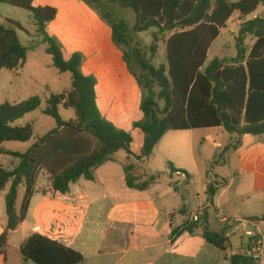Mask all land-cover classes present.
<instances>
[{
    "label": "trees",
    "instance_id": "trees-1",
    "mask_svg": "<svg viewBox=\"0 0 264 264\" xmlns=\"http://www.w3.org/2000/svg\"><path fill=\"white\" fill-rule=\"evenodd\" d=\"M86 1L93 6L91 0ZM106 1L134 12L136 22L131 30L134 33L156 30L153 44L148 48L151 58L158 54L159 42L165 43L166 62L155 67L144 48L133 46L125 19L114 22L109 14H101L112 28L113 41L143 91L140 106L143 119L133 124V128L144 135L139 156L131 151V133L118 128L101 114L96 100L97 79L82 71L84 55L74 53L66 60L63 45L48 33V25L56 18V9L35 7L32 0H0L1 4L24 9L33 15L37 33L42 36L54 67L60 74L71 77L70 91L51 94L45 99L44 114L56 121V128L40 137L24 153L10 150L6 144L27 143L34 138L33 124L16 123L40 108L43 99L33 96L21 103L0 104V156L13 160L11 169L0 165V195H4L8 218L0 236V256L6 254L10 234L19 230L20 250L26 261L34 264H79L83 261L80 252L37 233L28 223L30 203L39 192L37 186L42 172L50 178L53 193L66 195L72 183L82 178L94 181L95 171L113 161L120 151L127 152L129 159L144 163L170 131L223 127L228 134L237 137L236 140L232 138V144L225 151L238 150L241 137L245 135H264V18L256 16L249 20L264 6V0ZM236 13L245 20L235 39L236 57L216 58L205 67L212 44ZM18 31L27 32V29L12 19L0 24V70L19 71L27 63L28 49L22 45ZM250 36L255 43L248 49L245 42ZM61 109L73 110L75 119L63 120ZM136 167L134 163L125 166L126 185L144 191L155 178L138 183ZM169 167L172 172L188 175L176 170L171 163ZM21 187L24 198L18 210ZM250 220L264 221V214ZM225 230L213 232L205 226L203 238L226 252L230 244ZM183 231L194 234L188 225ZM230 262L255 264L246 254H235Z\"/></svg>",
    "mask_w": 264,
    "mask_h": 264
},
{
    "label": "crops",
    "instance_id": "crops-1",
    "mask_svg": "<svg viewBox=\"0 0 264 264\" xmlns=\"http://www.w3.org/2000/svg\"><path fill=\"white\" fill-rule=\"evenodd\" d=\"M32 1L35 7L56 9L57 15L55 20L48 25V33L62 42L66 60H69L74 53L84 55L86 61L82 66V71L86 76H95L97 79L96 100L101 114L105 118H109L110 122L112 121L118 128L130 131L133 122L139 121L143 117L139 110L141 89L123 60L122 51L113 41L112 28L100 17L98 18L81 0ZM35 67L39 71L45 72L43 67L39 65ZM121 79L124 80V89L117 106L118 86ZM32 83L34 85L36 80L32 79ZM60 93L63 92L51 94ZM51 94L45 96V99ZM132 94L137 97V110L135 116L129 117L126 100ZM121 98L122 101H120ZM116 106L120 107V111L116 110ZM123 113L125 114L122 115ZM139 131L136 130V136L140 141L137 147V152L140 155L144 139L141 141ZM194 131L204 132L198 143L201 147L205 143H210L216 150L223 148L224 145L220 140L228 134L223 127L190 130L189 134L178 133L181 131L168 132L157 147H160L166 136L172 132H174V136L189 138L186 145L176 144L174 149L161 148L164 160L169 161L173 160L171 158H175L173 161L176 170H185L183 156L188 152L194 158V148L197 144L193 137ZM133 145L134 143H132V150ZM146 162L142 163L132 159L129 163L137 165L135 174L139 178L138 183H141L139 172H142L143 177L141 178H144V181L155 178L152 175L148 177L145 168ZM215 163L217 164V162ZM173 173L178 177L185 176L184 181L177 183L176 189L181 186H191L193 180L188 172V175L182 172ZM80 180L76 183H80ZM158 182L159 180L155 179L144 190L153 193L150 197L132 196L127 201L111 202L108 205V210L99 216H97L98 213H89L86 217L87 222L96 219L102 220L103 230L97 234L85 232L86 234L82 235L83 229H75L73 232H64L59 229L54 231L53 223L48 225L50 214L60 212L57 199H62L66 208L75 206L74 198L81 190H74L72 188L74 183L70 185V192L66 195L53 193L51 188L52 196L49 199L46 196L48 189L40 191L39 187V192L31 200L27 220L37 233L80 252L84 259L79 264H231L230 258L233 255L246 254L252 248L250 241L244 236L245 226L239 225L234 229H228L220 223V213L223 212L238 221L261 217L264 213L256 216L254 213H247L240 209L229 210L227 205H225V210L223 206L227 202L224 197L232 183L229 184L225 177L218 179L217 176L205 172L204 177H200L195 184V192L198 197L195 202H198H196L193 212L199 207L205 208V216L202 223L198 225L190 222V215L193 213L187 209V205L191 203L189 200L190 191L187 189L188 198L181 199L180 204L173 208L164 196L161 198L163 201L159 203L157 197L159 189L155 187ZM79 186L81 185H78L77 188ZM21 188L24 190L23 187ZM88 200L89 197H82V202L86 203ZM7 221L6 204L2 194L0 195V236L6 229ZM185 225L192 227L194 234L183 231ZM205 226L213 232H221L226 229V236L230 244L226 252H222L206 242L203 238ZM174 231H176L175 235H173ZM0 264H34L24 260L21 254L19 230L10 234L8 248L6 254L0 256Z\"/></svg>",
    "mask_w": 264,
    "mask_h": 264
},
{
    "label": "rangeland",
    "instance_id": "rangeland-1",
    "mask_svg": "<svg viewBox=\"0 0 264 264\" xmlns=\"http://www.w3.org/2000/svg\"><path fill=\"white\" fill-rule=\"evenodd\" d=\"M81 1L89 6L90 10H92V12L98 18L100 17L105 23L106 21L102 19L101 14H109L111 20L114 22L121 18L125 19L130 28L129 37L132 39L133 46L135 45L144 48L147 58L152 61V64L155 67H159L166 62L164 41L159 42L158 54L154 59L151 58V54L148 51L150 45L153 44V34L156 30L141 34H136L131 31L136 22L133 11L114 6L106 0H91L94 7L87 3L86 0ZM256 16L264 18V6H261L254 15L250 16L249 20ZM7 19L15 20L27 29V32L18 31V36L22 45L28 49V60L27 65L20 71L12 72L6 69L0 70V104L5 102L11 104L21 103L36 95H39L43 99L40 108L16 123L18 125L33 124L35 127L34 138L27 143L12 142L6 144L7 148L10 150L25 152L30 149L40 137L45 136L51 130L56 128V121L52 117L44 114L46 108L45 96L55 92L70 91L71 77L69 74H60L54 67L52 57L46 53L47 46L44 44L42 36L37 33L35 20L30 12L18 7L0 3V24H6ZM244 21L245 20L236 13L226 23L225 27L221 30V36L212 44L209 50L208 61L205 67L216 58L230 60L236 57L237 51L235 48V39ZM169 36L170 34L167 35V37ZM60 43L62 44V42ZM254 43L255 39L250 36L247 38L245 46L250 49ZM85 61L86 58L84 63ZM36 65L43 67L45 72L39 71L35 67ZM32 79L36 80L34 85ZM118 87L119 94L117 98V106L124 89L123 79L120 80ZM140 97L141 106L143 98L142 89ZM120 101H122V98ZM126 103L128 105L127 107H129V117L135 116L137 110L136 95L132 94L126 100ZM119 109L120 107L116 108L117 111H120ZM124 114L125 113L122 115ZM61 115L65 121L75 119V113L73 110L66 111L61 109ZM106 119L109 120V118ZM142 119L143 117L141 120ZM133 124L129 131L133 137L134 143L133 150L131 145V151L134 155H139L137 147L140 141L136 136V129L133 128ZM173 133L174 132L166 136L161 143L162 145L154 150L151 157L145 163L148 177L152 175L155 179L159 180L155 185V187L159 189L157 195L159 203L163 201L161 198L164 196L165 199L169 201L171 207L176 208L180 204L181 199L188 198L186 192L188 189L190 191L189 200L191 203L187 205V209L190 213L193 212L194 207L197 204L196 202H198H195V199L198 200L197 192H195V184L198 182V179L200 177L203 178L205 172H207L211 175L217 176L218 179L225 177L229 184L232 182L224 197V200L228 203L223 206L225 210V205H227V209L229 210L240 209L247 213H254L256 216L264 213V135L243 136L241 137V146L238 150L234 151L232 148H229L225 151V149L232 144V138H235L236 140L237 137L227 134L225 138L220 140L224 145L223 148L216 150L210 143H205L201 147L198 143L200 142L201 136L204 135V132L194 131L193 137L195 141H197L194 148V158L190 152L183 156L184 171H187L191 175L193 182L190 187L181 186L179 189H176L177 183L184 181L185 176L182 175L183 177H178L172 172L169 164L171 163L175 165L173 161L175 158H171L173 160L169 161L164 160L161 148L165 147L167 149H174L173 147L176 144L186 145V143L189 142V138L177 137L174 136ZM178 133L189 134L190 132L181 131ZM139 134L142 141L144 135L141 131H139ZM131 160L132 159L129 160V154L127 152L120 151L115 154L113 161L106 163L95 171V181L81 179L80 183H74L72 188L74 190H81L74 198L73 204L75 206L66 208L62 199H57L56 202L60 208V212L57 214H50L48 225L49 223L50 225L53 223L52 227L54 228V231L59 229L64 232H73L75 229H83L82 235L85 232L97 234L103 230L102 220L96 219L87 222L86 217L89 213H98L97 216H99L108 210V205L111 202L117 203L127 201L132 196H141V198L150 197L153 194L151 191H138L127 187L125 166L128 165ZM215 162H217V164ZM12 163L13 160L11 158L0 156V165L4 168L11 169ZM138 174L140 175V181L144 182V178H141L143 177L142 172H139ZM78 185L81 186L77 188ZM39 187L40 191L48 189V194H46V196L48 199L51 198L52 195L50 189L52 187L50 178L44 172L40 174L37 189H39ZM23 194L24 190L21 188L19 190L17 201L18 210L23 201ZM83 196L89 197L88 202H82ZM53 228H51L52 231Z\"/></svg>",
    "mask_w": 264,
    "mask_h": 264
},
{
    "label": "built area",
    "instance_id": "built-area-1",
    "mask_svg": "<svg viewBox=\"0 0 264 264\" xmlns=\"http://www.w3.org/2000/svg\"><path fill=\"white\" fill-rule=\"evenodd\" d=\"M205 216V208L199 207L190 215V222L200 224ZM220 223L228 229H234L239 225H244V236L248 238L252 248L246 253L254 260L255 264H264V221L257 220H236L227 214L220 213Z\"/></svg>",
    "mask_w": 264,
    "mask_h": 264
}]
</instances>
